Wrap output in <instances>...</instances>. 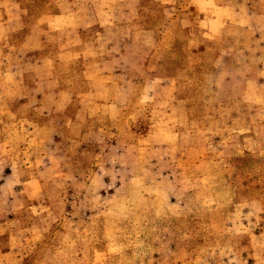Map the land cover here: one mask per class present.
<instances>
[{
    "label": "crops",
    "instance_id": "crops-1",
    "mask_svg": "<svg viewBox=\"0 0 264 264\" xmlns=\"http://www.w3.org/2000/svg\"><path fill=\"white\" fill-rule=\"evenodd\" d=\"M30 14L0 0V264H124L126 241L90 238L113 203L141 197L158 210L142 193L155 186L214 214L228 205L232 166L264 162V11L242 0H52ZM217 42L215 92L197 105L181 94L179 54L197 64L201 51L183 46L207 56ZM208 105L247 119L212 125Z\"/></svg>",
    "mask_w": 264,
    "mask_h": 264
},
{
    "label": "rangeland",
    "instance_id": "rangeland-1",
    "mask_svg": "<svg viewBox=\"0 0 264 264\" xmlns=\"http://www.w3.org/2000/svg\"><path fill=\"white\" fill-rule=\"evenodd\" d=\"M242 1L254 11L255 8L264 11V0H259V5L255 0ZM21 2L34 18L44 12L52 0ZM233 34L237 35L234 38L239 46V42L247 39L244 31ZM188 46L201 52L197 64L188 58L191 53L179 54L183 78L181 94L203 106L215 92L216 59L221 45L213 43L214 48L207 51V56L204 47L191 43L183 47ZM192 75L197 76L194 84L192 78L189 79ZM235 110L236 106L226 109L208 105L205 113L210 115L212 125L231 128L247 119L241 115L233 117ZM228 179V205L210 215L195 211L189 199L180 200L170 192L163 197L158 195L155 186L143 189L142 193H153L161 201L158 210L145 209L148 203L141 197L130 201L120 199L100 215L98 225L91 230V241L93 245L126 241L124 264H264V162L256 160L255 155L246 157L232 166Z\"/></svg>",
    "mask_w": 264,
    "mask_h": 264
}]
</instances>
